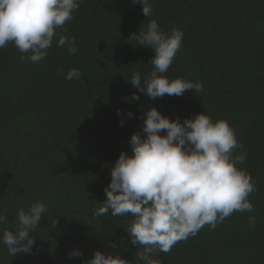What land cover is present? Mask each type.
<instances>
[{"label":"trees","instance_id":"16d2710c","mask_svg":"<svg viewBox=\"0 0 264 264\" xmlns=\"http://www.w3.org/2000/svg\"><path fill=\"white\" fill-rule=\"evenodd\" d=\"M151 6L144 17L132 0H83L39 63L22 60L14 43L0 48V214L7 217L0 233L15 228L19 208L47 206L32 233V254L11 256L0 242V264H83L97 249L135 260L138 246L126 230L132 217L94 211L106 199L111 167L121 151L131 154L130 136L151 106L170 119L205 112L226 120L243 145L234 154L247 151L237 166L256 185L253 213L237 211L215 229L204 226L158 252L160 264H264V0H151ZM152 19L165 32L183 31L163 75L202 83L198 94L132 99L138 90L128 79L136 71L147 76L155 52L130 36ZM60 35L75 38L74 55L57 45ZM72 68L81 76L68 80ZM253 214L257 223L249 228ZM76 248L83 256L70 259Z\"/></svg>","mask_w":264,"mask_h":264},{"label":"clouds","instance_id":"9594fccd","mask_svg":"<svg viewBox=\"0 0 264 264\" xmlns=\"http://www.w3.org/2000/svg\"><path fill=\"white\" fill-rule=\"evenodd\" d=\"M83 0H0V48L14 43L22 60L41 62L52 47L57 29L64 28L73 18ZM142 5L144 17L152 14L151 0H132ZM184 33L179 29L165 32L154 19L146 30L140 28L130 36L137 45L150 47L153 70L145 77L139 71L128 79L138 90L132 99L144 94L155 100L167 96H182L192 89L197 94L203 84L183 78L169 80L164 73L170 68L182 46ZM57 45L69 55L78 51L75 38L60 35ZM81 76L77 68L65 78ZM121 115V110H117ZM128 118H133L131 111ZM140 131L131 134V154L121 151L111 167L110 182L104 188L106 199L99 202L94 215L98 217H132L126 227L130 243L138 246L135 260L119 251L97 249L83 264H160L157 253H168L179 241L196 235L204 226L215 229L234 212H254L249 195L256 190L251 175L237 165L247 158L235 130L224 119L213 120L205 112L191 118L170 119L155 106L143 113ZM123 126L124 121H120ZM143 133V135H142ZM47 206L37 201L27 210H17L14 229L4 228L2 242L11 256L32 254L36 236L32 233L46 217ZM7 217L0 214V225ZM54 226L56 220L51 221ZM255 214L248 217V227L255 228ZM118 248V243H113ZM70 259L81 258L83 252L73 249Z\"/></svg>","mask_w":264,"mask_h":264}]
</instances>
